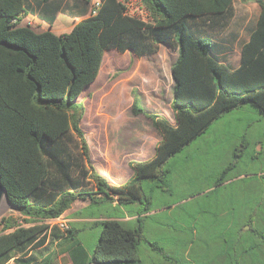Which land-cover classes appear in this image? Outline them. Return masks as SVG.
<instances>
[{"label": "trees", "instance_id": "16d2710c", "mask_svg": "<svg viewBox=\"0 0 264 264\" xmlns=\"http://www.w3.org/2000/svg\"><path fill=\"white\" fill-rule=\"evenodd\" d=\"M256 1L257 23L234 68L216 54V39L236 15L235 0H144L151 21L129 14L122 0H102L97 14L82 17L61 34L20 25L28 0H0V178L8 202L29 223L21 225L13 215L1 218L0 264L12 258L15 264H54L58 251L67 252L73 264H142V224L121 220V208L143 204L150 211L152 193L160 185L169 191L168 159L226 113L249 104L264 115V0ZM54 9L51 26L59 4ZM161 44L178 50L171 70L176 124L147 110L136 94L133 113L148 116L162 137L151 159L130 162L134 174L128 181L112 184L92 162L80 96L100 74L107 51L132 50L142 57L159 52ZM233 161L224 164L217 187L235 167ZM77 200L89 202L81 213L101 226L92 253L79 238L80 228L64 231L46 222ZM129 212L141 221L142 213ZM242 219L235 241L221 236L233 244L229 249L238 254L251 233L248 242L262 238L264 247V215ZM49 244L56 252L44 258ZM194 260L184 256L181 264L198 263Z\"/></svg>", "mask_w": 264, "mask_h": 264}, {"label": "rangeland", "instance_id": "374dc122", "mask_svg": "<svg viewBox=\"0 0 264 264\" xmlns=\"http://www.w3.org/2000/svg\"><path fill=\"white\" fill-rule=\"evenodd\" d=\"M83 2L88 6L85 12L87 16L89 5L86 0H52V4H59L60 9L52 30L57 34L64 33L66 30L62 29L78 19L77 16L81 13L78 12V6ZM134 2L132 10H135V15L151 21L152 16L144 0ZM234 4L236 15L227 31L232 32L235 39L225 58L235 63L240 56L242 41L256 23L260 5L256 0H235ZM35 25L36 22L33 26ZM117 55L116 50L106 52L100 74L80 96V101L86 106L82 126L89 143L92 162L103 176L105 173L113 175L112 168L122 169V165L129 168L130 160L153 154L161 139L160 131L148 116L144 113L136 115L131 110L136 94L147 110L153 111L152 107L156 106L176 123L171 107L174 93L171 66L177 50L162 45L158 53L142 59L136 74L134 68L137 57L126 54L128 59L116 64ZM245 108L219 118L202 136L168 159L165 167L170 170L169 191L168 188L163 190L160 185L152 193L150 211L145 212L143 204L125 206L128 211L142 213L140 222L137 218L131 221L133 225L141 223L143 227L145 241L140 246L142 264H181L182 258L185 256L187 259L190 255L197 258L196 264H209L207 260L210 254L214 260L216 253L233 246L231 242L225 243L221 236L229 234L234 240L237 238V226L232 225L231 232L223 230L225 225L222 224L226 218L220 215V206L224 203L222 206L233 208L232 212L235 213L242 207H251V199L255 198H251V191L247 188L250 189L253 180L257 178L264 183V175L261 176L264 174V115L259 114L252 105L248 104ZM141 143L146 147H142L140 151L132 149L133 145ZM121 146L125 150L118 153L116 149ZM231 159L234 160L235 167L226 181L217 187L215 181L223 174L224 164H228ZM82 204L84 203L78 201L77 206ZM11 215L23 221L24 217L20 212L3 199L0 220L3 216ZM231 216L232 214L227 219ZM52 224L54 223L50 225ZM71 225L81 229L80 238L93 249L101 226L92 223L78 226L70 222V227ZM245 227L249 225L246 224ZM1 228L0 224V231ZM252 238L254 235L251 233L245 239L246 243L241 245L252 259L247 263L264 264V252L259 247L249 248L248 241ZM160 248L171 258L176 257L178 260L168 259ZM60 260L63 264L69 262L67 255L57 258V262Z\"/></svg>", "mask_w": 264, "mask_h": 264}, {"label": "crops", "instance_id": "0c3cea01", "mask_svg": "<svg viewBox=\"0 0 264 264\" xmlns=\"http://www.w3.org/2000/svg\"><path fill=\"white\" fill-rule=\"evenodd\" d=\"M28 3H29V6H27V12L24 15V17L22 18V20L20 22V25H27V21L30 20L31 18H33V20L36 22V25L35 26H32V28L34 30H36V31H45V30H48V29H52L53 28V25L52 26L50 25L49 20L52 19V12L55 10L54 8H56L58 6V4L57 3L52 4V0H48L46 2H42V0H28ZM40 4H41V6H39ZM78 7H79L78 12L79 13L81 12L80 14H82V15L79 14V16H77L78 19L74 20V22H73L72 25H69L65 29H62L64 31L66 30L65 32L70 31V29L73 27V25L77 21H79L82 17L86 16L85 15V12L87 11V7L88 6L83 2ZM59 13H60V10L57 12L56 18H57V16H58ZM256 23H257V20H256ZM256 23L250 29V34H251V31L253 30V28L256 26ZM250 34L245 38L244 41H242L241 47H242V45L246 41L249 40ZM234 39H235V35L232 32L227 31V29L224 30L222 32V34L216 39V41L218 43V47L216 49V54L219 56L220 60L228 63L229 65H231L232 67L235 68V67H238L240 65V56H239L238 60L235 63L234 62H231V60H228V59L225 58V54L230 49V47L233 45ZM162 45H165V44H161V46ZM166 46H168V45H166ZM168 47H170V46H168ZM111 50H116V49H111ZM116 51L119 54V55H117V58H116V62H115L116 64H120V62L122 60L123 61H126L128 59L127 56H126V54H130V55L133 54L134 56H136L133 53L132 50H128L126 52H120L118 50H116ZM154 54H156V53H154ZM149 55H152V54H147V55H144L142 57L136 56L138 60H137L136 66L134 68V74H136L137 71L140 69V66H141V63H142V59L145 58V57H147V56H149ZM177 57H178V50H177V55H176V57H175L172 65L176 61ZM130 61H131V58H130ZM171 70H172V66H171ZM171 73H172V71H171ZM173 95H174V93H173ZM172 99H173V97H172ZM172 99H171V102H172ZM132 104H131V110H132ZM246 106L247 105H243V106H241L239 108L234 109L231 112H234V111H243V110L246 109L245 108ZM152 109L155 110V111H158V112L160 111V113H162L163 115H165L161 110H158L159 108L156 107V106H153ZM226 114L223 117H225ZM166 117L171 121L172 124H174L172 122V120L168 116H166ZM142 147L145 148L146 147L145 144H142L141 143L139 145H133V148L132 149L134 151H140L142 149ZM155 149H156V146H155ZM124 150H125V148L123 146L118 147V149H116V151L118 153H121ZM154 155H155V152L153 154L149 155V156L138 157L136 160H130L129 161V168L128 167H125L123 165L121 166L122 169H120V168H112L111 171H112V174L113 175H109V174H106L105 173V176H106V178L109 179V181L112 184H122V183H125L134 174V170L130 166V162L131 161H145V160H149ZM263 175L264 174L262 173L261 176H263ZM263 184L264 183H262L260 181V179L257 178L255 180H253V182L251 184V188L250 189L247 188L248 190L251 191V195H252L251 198H255V199H251V202H253L251 204L252 205L251 207H242V208H240V210L238 212L235 213V212H232L233 211V208H229L227 205L222 206L224 203L221 204V206H220V209H221L220 215L221 216H223V217L226 218L227 216H229L230 214H232L231 218H229L228 221H226L227 220V218H226L225 223L222 224V225H225L223 227V230L224 231H231L230 229L232 228V225H234V224L237 226V230H238L239 227L241 226V224L243 223L242 222L243 221L242 217L244 215H246V216L248 214L264 215V185ZM78 201H81L84 204H82L81 206H77ZM88 204H89L88 201L77 200L59 218L67 219L68 222H69V226H70V222L73 223L74 225H78V226H86V225H88L90 223H92L93 225H97V224L94 223V220L96 218H94V217H84L83 214L81 213L82 210H84V208ZM246 205H244V206H246ZM121 211H122L123 215H122V217H120V219L123 220V221H126L128 224H132L131 221H133L136 218V215L130 216V212L128 210H126L125 208H123V207L121 208ZM234 222H236V223H234ZM98 226H100V225H98ZM244 226H243V229L244 230H248L247 228L250 227V225H249V227H245V228H244ZM99 234H100V232H99ZM79 235H80V233H79ZM257 236H259V235H257ZM79 238H80V236H79ZM80 240L87 247V250L90 253H92V251H93L94 248L93 249H90L81 238H80ZM262 240L263 239L260 238L258 240H255L254 242L253 241L252 242H249L248 243L249 244V248L252 249V248L259 247V249L262 252H264V247L262 245ZM233 241H235V239ZM242 244H244V242ZM49 245H50V248H49L50 250H45L44 247H43V249H44L43 250L44 251L43 257L44 258H46L49 255H51L52 250L56 252V250L54 248L52 249V244H49ZM245 252L246 251L244 250V248H241V251L239 250L238 254H237L236 250L234 251L233 249H228V250L225 249L223 252L219 251L218 253H216V255H214V258H215L214 260L212 259V257H210L211 256V254H210L207 262H209V264H211L213 262L214 263L217 262L216 264H218V263H224V264H226V263H229V264H246L247 262H249L252 259ZM63 255H67L68 261H69L68 264H73L67 252H59V251H58V255L55 256V263L54 264H63V262L61 260L57 262V258H59V257L61 258ZM221 258H222V260H221ZM196 259L197 258H195V260ZM195 260H194V262H195Z\"/></svg>", "mask_w": 264, "mask_h": 264}, {"label": "built area", "instance_id": "2783aa9c", "mask_svg": "<svg viewBox=\"0 0 264 264\" xmlns=\"http://www.w3.org/2000/svg\"><path fill=\"white\" fill-rule=\"evenodd\" d=\"M88 5H89V15H95L97 14L102 0H86ZM126 6H127V12L131 15H135V10H132L133 5H134V0H122ZM35 23V21L33 20V18H31L30 20L27 21V25H29L30 27L33 26V24ZM19 222L21 223V225H29V223H25L21 220H19ZM46 222H48L49 224H51L52 222L54 224H57L62 230L66 231L67 229L70 228L69 226V222L67 219L64 218H54V219H48L46 220ZM6 264H15L14 258H12L9 262H7Z\"/></svg>", "mask_w": 264, "mask_h": 264}, {"label": "water", "instance_id": "95a60500", "mask_svg": "<svg viewBox=\"0 0 264 264\" xmlns=\"http://www.w3.org/2000/svg\"><path fill=\"white\" fill-rule=\"evenodd\" d=\"M3 199H6V201L8 202L7 196H6V188L2 182V179L0 178V206L2 204Z\"/></svg>", "mask_w": 264, "mask_h": 264}, {"label": "flooded vegetation", "instance_id": "af4514ba", "mask_svg": "<svg viewBox=\"0 0 264 264\" xmlns=\"http://www.w3.org/2000/svg\"><path fill=\"white\" fill-rule=\"evenodd\" d=\"M166 256H167L168 259H170V256L168 254Z\"/></svg>", "mask_w": 264, "mask_h": 264}]
</instances>
